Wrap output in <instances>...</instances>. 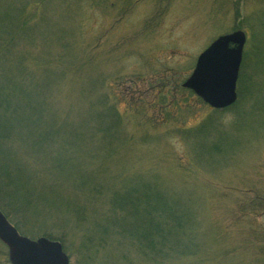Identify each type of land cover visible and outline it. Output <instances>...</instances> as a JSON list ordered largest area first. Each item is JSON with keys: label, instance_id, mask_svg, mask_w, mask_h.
<instances>
[{"label": "rangeland", "instance_id": "1", "mask_svg": "<svg viewBox=\"0 0 264 264\" xmlns=\"http://www.w3.org/2000/svg\"><path fill=\"white\" fill-rule=\"evenodd\" d=\"M16 6L13 45L0 27L3 69L42 63L24 72L33 85L55 82L53 60L95 76L81 85L74 70L62 78L49 108L57 135L47 150L21 154L25 174L47 193L38 209L11 212L24 235L62 238L53 239L70 264H264V0H0V23ZM238 29L248 37L246 80L237 105L214 112L184 83L199 54ZM93 81L92 96L116 102L112 142L81 124L91 107L82 86ZM165 87L170 100L188 103L157 98ZM145 180L191 201L193 221L175 228L188 250L149 254L123 232L134 221L112 209V196ZM0 264H11L1 242Z\"/></svg>", "mask_w": 264, "mask_h": 264}, {"label": "trees", "instance_id": "2", "mask_svg": "<svg viewBox=\"0 0 264 264\" xmlns=\"http://www.w3.org/2000/svg\"><path fill=\"white\" fill-rule=\"evenodd\" d=\"M18 9L20 12L22 10L24 11V7L23 9ZM11 10L9 17L6 16L7 18L3 19L4 22L0 23V27H5L6 30L9 29V33H11V36L6 38L9 45H13V41L16 39L14 37V31L20 29L22 26L19 24L16 29L19 23L17 14H15L17 6L15 10L14 8ZM2 46L3 43L0 40V61L3 59L1 54ZM246 55L247 52H243L237 88L240 85L242 86V82L246 80ZM53 61H50V65L56 67L58 77L54 83L49 85L46 83L33 85L24 73L25 70L29 72L37 71L44 66L42 63H38L35 67H24L20 63V68L16 70H5L0 66V77L3 78L0 79V208L22 234L29 233L25 231L23 224L12 217L11 212L13 211L12 213L17 215V209H20L21 213L24 212L22 209H38V202L43 201L41 193L46 198L47 193L45 191L42 192L46 188H37L32 178L25 174L24 168L26 165L23 163L24 158L21 154H26L25 150L31 154L37 151L47 150V147L54 140L55 134L57 135L55 129L61 125L49 117V108L51 107L50 101L54 98L58 89V83L62 78L68 76L70 73H74V71L77 73L75 72L72 79H77L78 81H81L83 75H88L91 78L95 77L88 73L87 68L78 71L63 65H53ZM98 83L99 81L83 83L82 95L87 99L91 97L89 100L91 107L87 112L83 113L81 124H84V128L88 130L93 129L91 125H94L96 130L99 129V131L110 136L108 140H105L103 135V141L112 142L111 138L117 135L116 129H118L117 119L119 118V113L117 112L115 99L113 102L110 101L111 106H107L106 102L109 98H99V96L96 98L92 96L95 94L94 92L97 89ZM81 84L82 81L79 85ZM169 86L173 88L171 84ZM169 88L165 87L161 89V92L156 97L158 98L160 95V98L164 101L173 103L171 106L175 104L176 106L181 104L185 105L188 103V100L185 102L182 101V103L178 101L175 103V100H170L173 97V91ZM187 89L202 105H207L191 89ZM112 92L114 93L113 89ZM98 104H101V106H98ZM235 105H237V101L225 108H212V111H230ZM166 106L167 110V102L162 105V108ZM25 132H27L26 135ZM89 140L94 141L91 138H88ZM184 200L174 196L172 191L165 188L164 185H159L155 181L145 180L133 185L123 193L114 194L111 205L112 209H119L120 212L124 213V221H134L132 224H123L125 229L123 232L134 235L139 245L149 250V254H165L166 252H171L166 254L173 255L188 250L186 246L181 245L177 241V235H175V228L183 227L184 225H188L190 221H193L191 201L186 200L185 202ZM66 201L69 203L71 199H67ZM139 209L144 211V213L138 221H135L138 214L134 215V212ZM118 223L120 224L118 225ZM108 224L109 226L121 227L122 222L108 220ZM129 225L131 227H128ZM44 234L51 239H62L49 233ZM63 247L68 251L65 245Z\"/></svg>", "mask_w": 264, "mask_h": 264}, {"label": "water", "instance_id": "3", "mask_svg": "<svg viewBox=\"0 0 264 264\" xmlns=\"http://www.w3.org/2000/svg\"><path fill=\"white\" fill-rule=\"evenodd\" d=\"M246 40L243 30L218 36L199 54L184 86L213 108L233 104ZM0 241L8 248L11 264H70L59 240L22 235L1 209Z\"/></svg>", "mask_w": 264, "mask_h": 264}]
</instances>
